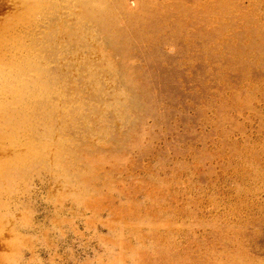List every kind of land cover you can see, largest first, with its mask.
<instances>
[{
  "label": "rangeland",
  "instance_id": "1",
  "mask_svg": "<svg viewBox=\"0 0 264 264\" xmlns=\"http://www.w3.org/2000/svg\"><path fill=\"white\" fill-rule=\"evenodd\" d=\"M0 264H264V0H0Z\"/></svg>",
  "mask_w": 264,
  "mask_h": 264
},
{
  "label": "bare ground",
  "instance_id": "2",
  "mask_svg": "<svg viewBox=\"0 0 264 264\" xmlns=\"http://www.w3.org/2000/svg\"><path fill=\"white\" fill-rule=\"evenodd\" d=\"M157 1V0H156ZM111 11V10H110ZM102 18V17H101ZM101 22V21H100ZM108 26V25H107ZM108 29V28H107ZM114 30V29H113ZM128 33V32H127ZM110 34V33H109ZM112 39V38H111ZM112 41V40H111ZM125 41V40H124ZM123 41V42H124ZM112 43H113V41H112ZM116 43V42H115ZM119 47V46H118ZM118 50H119V48H118ZM126 73V72H125Z\"/></svg>",
  "mask_w": 264,
  "mask_h": 264
}]
</instances>
